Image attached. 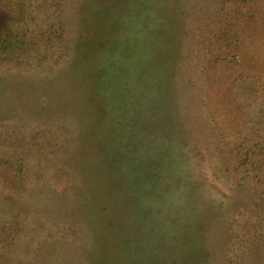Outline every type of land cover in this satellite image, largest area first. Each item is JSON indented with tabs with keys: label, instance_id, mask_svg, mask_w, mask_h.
I'll use <instances>...</instances> for the list:
<instances>
[{
	"label": "rangeland",
	"instance_id": "obj_1",
	"mask_svg": "<svg viewBox=\"0 0 264 264\" xmlns=\"http://www.w3.org/2000/svg\"><path fill=\"white\" fill-rule=\"evenodd\" d=\"M10 28L0 264H264V0H0Z\"/></svg>",
	"mask_w": 264,
	"mask_h": 264
},
{
	"label": "trees",
	"instance_id": "obj_2",
	"mask_svg": "<svg viewBox=\"0 0 264 264\" xmlns=\"http://www.w3.org/2000/svg\"><path fill=\"white\" fill-rule=\"evenodd\" d=\"M157 8H159V5L157 4ZM53 9V8H52ZM11 29V28H10ZM8 29V30H6L7 32H6V34H5V36L2 34V32H1V30H0V46H1V48L2 47H4L5 48V50L8 52V54L10 55V53L12 54V55H15V53H14V51H13V48H14V46H17V42H18V39L16 38V34H14L15 36L13 37V36H11L10 37V35H11V33H12V31H13V29ZM63 30V31H62ZM59 31H62V32H64L65 31V28L63 27V29L62 28H60V30ZM8 33H9V35H8ZM156 47H157V44H156ZM155 47V48H156ZM0 48V53L2 54L3 52H2V49ZM24 48H25V46L23 45V44H21V49L22 50H24ZM26 52V51H25ZM27 65H29L30 63H26ZM34 64V63H33ZM42 63H41V67H42ZM29 67L30 68H33L34 66H32L31 64L29 65ZM107 77V76H106ZM96 83H98V82H106L107 81V83L106 84H108V81H109V79L108 78H105V76H103V75H101L100 73L97 75V77H96ZM103 85H105V83L103 84ZM110 87L111 86H109L108 87V89H110ZM104 91H106V89L104 90ZM109 91V90H108ZM127 117H128V114H127ZM119 118H121V116H119ZM130 120H131V118H130ZM128 128H129V125H123L122 126V130H125V131H128ZM124 131H122V133H123ZM125 133H128V132H125ZM258 146V145H257ZM252 153H253V150L251 151V150H248V151H246V154H245V160L243 161V164L242 165H248V163H249V160H251V158H252ZM186 201V200H185ZM197 241H195V242H192V244H190V245H186V249H187V251L184 249V247H182V252L183 253H185V256H187V260H186V262H184V264H192V262H191V258H192V255L193 254H199V256H201L200 254H201V252H200V250H198L200 253H198V252H196L195 251V247L196 246H199V244L198 243H196ZM130 254H132V253H130ZM131 256V255H130ZM129 256V257H130ZM186 259V258H185Z\"/></svg>",
	"mask_w": 264,
	"mask_h": 264
}]
</instances>
